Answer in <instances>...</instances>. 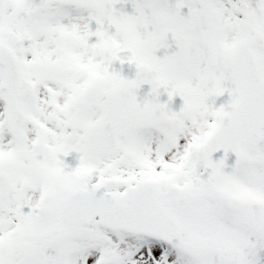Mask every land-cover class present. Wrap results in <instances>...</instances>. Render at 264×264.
I'll use <instances>...</instances> for the list:
<instances>
[{
	"label": "snow or ice",
	"instance_id": "snow-or-ice-1",
	"mask_svg": "<svg viewBox=\"0 0 264 264\" xmlns=\"http://www.w3.org/2000/svg\"><path fill=\"white\" fill-rule=\"evenodd\" d=\"M0 264H264V0H0Z\"/></svg>",
	"mask_w": 264,
	"mask_h": 264
},
{
	"label": "rangeland",
	"instance_id": "rangeland-1",
	"mask_svg": "<svg viewBox=\"0 0 264 264\" xmlns=\"http://www.w3.org/2000/svg\"><path fill=\"white\" fill-rule=\"evenodd\" d=\"M163 49H161L159 52H158V54H163ZM166 95V94H165ZM227 98V94L225 93V95L224 96H222V97H218L217 98V104H219V103H221V102H223L225 99ZM179 103H181V100H180V97H174V106H178L179 105Z\"/></svg>",
	"mask_w": 264,
	"mask_h": 264
},
{
	"label": "water",
	"instance_id": "water-1",
	"mask_svg": "<svg viewBox=\"0 0 264 264\" xmlns=\"http://www.w3.org/2000/svg\"><path fill=\"white\" fill-rule=\"evenodd\" d=\"M124 71H125L126 73L128 72V66H126V67L124 68ZM146 89H147V85L143 86V88H142V90H141V94H143V91H146Z\"/></svg>",
	"mask_w": 264,
	"mask_h": 264
}]
</instances>
